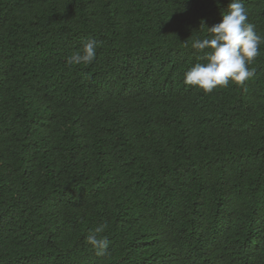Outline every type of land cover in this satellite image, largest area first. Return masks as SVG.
<instances>
[{"label":"trees","instance_id":"16d2710c","mask_svg":"<svg viewBox=\"0 0 264 264\" xmlns=\"http://www.w3.org/2000/svg\"><path fill=\"white\" fill-rule=\"evenodd\" d=\"M230 3L0 0V264H264V43L243 86L184 84Z\"/></svg>","mask_w":264,"mask_h":264},{"label":"clouds","instance_id":"9594fccd","mask_svg":"<svg viewBox=\"0 0 264 264\" xmlns=\"http://www.w3.org/2000/svg\"><path fill=\"white\" fill-rule=\"evenodd\" d=\"M205 28L208 35L195 38L191 44L193 49L202 53L200 59L204 62L195 63L185 72L184 84L195 86L205 93L227 87L230 81L243 86L255 74L249 65L259 55L264 36L258 34L255 26L248 22V13L242 0H231L221 13V21ZM97 47V41L88 40L67 58V65L92 64L96 59ZM106 228L107 224L102 223L90 230L86 237L87 244L96 251L97 256H104L109 247L107 237L102 235Z\"/></svg>","mask_w":264,"mask_h":264}]
</instances>
